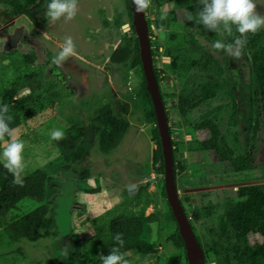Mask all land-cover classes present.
<instances>
[{
  "label": "rangeland",
  "instance_id": "obj_1",
  "mask_svg": "<svg viewBox=\"0 0 264 264\" xmlns=\"http://www.w3.org/2000/svg\"><path fill=\"white\" fill-rule=\"evenodd\" d=\"M28 1L0 0V48L10 59L9 63L0 65V92L28 75L29 71L39 77L41 87L33 93L34 102L22 114L23 120L15 128V135L25 142L27 167L23 176L40 169L49 179L51 197L46 216L52 217L55 225L51 229L53 234L37 241L23 238L14 242L0 223V264H70L68 254L75 250V240L81 252L74 264H94L93 259L84 258L87 241L95 234L92 220L99 223L120 216L142 214L146 217L151 213L160 220L154 230L158 251L149 256L134 254L128 259L129 264H186L183 252L169 239L173 230L167 219L164 175L157 172L158 166L152 162L153 151L157 148L152 134L155 125L145 118L142 72L140 67L130 66L131 60L121 65L111 61L112 53L125 44V38L133 36L131 29H124L125 25L131 27L125 0H79V11L74 20L65 23L61 19L52 25L47 23L44 14L48 0H36L26 13L17 11V4ZM190 2L152 0L153 6L146 12V17L151 26L158 20L165 22V31L152 36L155 40L153 49L159 50L154 62L172 80L161 86L175 91V100L186 87L192 92L207 81L224 84L213 98L202 101L187 117L174 114L169 122L172 139L185 165L175 180L180 198L191 216L197 212L201 214L193 224L200 238L211 242L209 228L217 225L226 200L237 196L238 188H218L188 195L185 190L264 179V169L261 165L253 173L234 172L228 162L219 161L213 150L202 148V142L212 136L208 131L194 127L207 115L219 127L220 146L231 148L235 157L245 154L244 129L250 112L247 84L251 63L243 55L239 60L227 55L218 57L212 49L213 43L200 35H196L199 42L226 68L221 75L215 66L207 71L199 64H190L191 57L199 59L201 53L189 48L185 53L172 51L183 43L187 21L184 10ZM255 3L257 11L264 15V0H255ZM164 13L166 16L162 19ZM173 14L177 17L176 22L172 20ZM190 29L194 31L193 27ZM44 32H48L47 38L42 36ZM173 34L180 37L171 41ZM68 36L76 44L77 56L57 70L52 65V58ZM219 39L224 40L225 36L220 35ZM177 56L180 58L175 66L176 73L185 75L183 79L172 77L167 66ZM233 70L237 75H233ZM227 79L235 86L233 100L229 98ZM27 94L23 92L16 97ZM126 104L128 112L124 114ZM106 105L112 106L130 125L120 146L108 154L99 149L100 124L96 121L99 110ZM260 127L254 156L263 161L264 125ZM57 129L65 133L62 140L75 142V150L65 151L59 147V141L51 139V132ZM140 183L144 185L129 192V185ZM185 196L189 199L184 200ZM38 205L37 201L27 199L11 214L18 216ZM249 239L251 244L261 241L258 235H251ZM211 264L217 263L213 260Z\"/></svg>",
  "mask_w": 264,
  "mask_h": 264
},
{
  "label": "trees",
  "instance_id": "obj_2",
  "mask_svg": "<svg viewBox=\"0 0 264 264\" xmlns=\"http://www.w3.org/2000/svg\"><path fill=\"white\" fill-rule=\"evenodd\" d=\"M36 0H29L26 4H17L15 7L19 13H26V9L33 5ZM162 2H171L179 0H160ZM129 10V20L131 22V30L133 36L125 38V44L117 48L111 55V61L115 64L121 65L130 61V66L140 67L142 72V98L143 105L146 108L145 118L148 122H152L155 127L153 131V140L157 148L153 151V164L158 166V163L163 159L161 140L159 130L156 123V114L153 108L151 96L147 91L146 79L142 70V62L140 57V46L135 28L132 24L133 13L131 8V0H125ZM198 0H191L185 8L187 21L185 22V32L182 36V42L178 48L172 51H179L180 53L187 51L188 48L194 50L196 53H201L202 57L194 59L191 57L190 64L192 66L200 65L203 70L209 71L211 66L216 67V72L220 75L225 72L226 68L221 66L219 61L202 45L196 38V35L203 36L206 40L214 43L220 40V34L214 33L210 30H204L202 25H198L195 21H189V15L196 17L197 12L200 10ZM149 11V10H148ZM172 20L177 21V17L173 14ZM148 21V32L150 37V46L153 56L159 54V50H154L153 46L155 40L153 37L156 35L151 31V21ZM159 27L161 24L164 26V20L156 22ZM194 28V31L190 29ZM151 33V34H150ZM154 35V36H153ZM239 33L233 31L232 36L223 35L225 42H232ZM153 36V37H152ZM180 36L173 34L170 36L171 41H175ZM243 58L251 63L249 72V82L247 84L248 99L250 104V112L245 122V137L247 149L244 155L235 157L233 150L227 146L221 147L219 144V136L221 132L216 121L208 118L207 115L202 117V120L196 124L195 130H205L211 134V139L202 142L204 150H213L220 162H228L234 169V172H249L253 173L254 170L259 168L255 159L256 140L260 131V125H264V29H261L256 34L248 35V42L243 50ZM180 56L173 57L169 66L172 77L180 79L185 78V75L176 73L175 66ZM12 63V62H11ZM153 69L157 78L158 86L163 99L165 108L168 115V124L172 121V116L179 115L180 117H187L190 112L196 109L204 100L213 98L218 90L224 84H211V81L201 83L197 86L198 90H192L186 87L175 100V91H170L163 88L165 82L172 81L164 70H159L153 63ZM161 72L164 75H161ZM39 77L29 71L28 75L17 79V82L11 87L4 89L0 92V104H7L9 106V115L13 117L10 122V127L17 128L22 123V114L27 110L28 106L34 102L33 93L37 88L41 87ZM211 84V87H210ZM162 85V86H161ZM226 85L229 86V98H235V86L227 79ZM23 92H28L26 96H19ZM168 97V100L167 98ZM128 112V104L124 109V114ZM27 119V117H25ZM99 122V149L102 153L108 154L117 149L122 143L126 133L129 130V122L120 115H117L112 106L106 105L99 110V115L96 118ZM171 138L172 131L169 126ZM174 176L175 180L180 171L185 168L182 157H177L179 151L174 144ZM72 144V145H71ZM60 148L65 151L75 150V142L72 140H60L58 142ZM226 149V151L224 150ZM226 152V153H224ZM157 172L164 175V167H158ZM24 177V185L13 184V176L3 167L0 161V223L11 241H18L20 239H27L29 241H37L44 236H49L54 232L51 229L54 227L55 222L52 217H47L48 203L50 201L51 193L48 190L49 179L45 172L42 170L33 171ZM260 178V177H258ZM238 194L234 198L227 199L224 211L221 214L217 225L209 228L211 234V242L200 238L197 234L196 227L193 221H198L200 215L198 212L194 216L190 215L189 210L184 205L182 199L181 203L187 216L190 218L195 235L203 249L205 263L211 264L213 260L217 264H264V184L243 186L238 188ZM163 194L166 197L165 187H163ZM37 201L39 205L21 215L14 216L15 210H19L21 203L24 200ZM188 196L184 200H188ZM168 203V202H167ZM167 219L172 224V234L169 239L173 242L174 246L181 250L186 259L185 246L178 231L176 219L168 204ZM159 218L155 213H151L146 217L142 214L138 216H120L115 217L107 222L91 221L94 226L95 234L87 241L84 248V258L93 259L94 264H102L101 255H107L113 247H119L115 242L114 236L116 233L122 234L124 245L120 248V252L125 255L128 260L132 255L139 254L142 256H149L157 253L158 243L154 241V230L159 226ZM251 235H258L261 241L251 244L249 237ZM235 239V241H234ZM75 247L74 251L69 252L68 259L70 264L75 263L77 255L81 252V247L78 241H73ZM214 256V258H213Z\"/></svg>",
  "mask_w": 264,
  "mask_h": 264
},
{
  "label": "clouds",
  "instance_id": "obj_3",
  "mask_svg": "<svg viewBox=\"0 0 264 264\" xmlns=\"http://www.w3.org/2000/svg\"><path fill=\"white\" fill-rule=\"evenodd\" d=\"M200 10L196 17L189 15V21H195L196 24L202 25L204 30H210L220 35L232 36L233 31L239 33L232 42L216 40L212 44L214 53L220 57L227 55L228 57L239 60L243 54V50L248 42L249 34H256L264 29V15L257 11L255 0H198ZM137 13H146L152 8V0H132ZM79 11V0H48L46 10L44 12L46 21L49 25L63 19L65 23L74 20ZM166 13L162 15L165 18ZM151 31L160 35L165 31L161 24L151 26ZM45 38L48 32L42 33ZM76 44L72 37H65L63 42L59 44V51L52 58V65L55 69L63 68L64 63L70 58H76ZM233 75H237L233 70ZM9 106L0 104V161L3 167L13 176V184L23 186V173L27 167L25 160V142L15 135V129L10 127L13 117L8 114ZM65 138L62 130H53L51 139L60 141ZM115 242L119 247H113L107 255H101L102 264H129L125 255L120 252V248L124 245L122 234L116 233ZM67 254V249L64 250Z\"/></svg>",
  "mask_w": 264,
  "mask_h": 264
},
{
  "label": "water",
  "instance_id": "obj_4",
  "mask_svg": "<svg viewBox=\"0 0 264 264\" xmlns=\"http://www.w3.org/2000/svg\"><path fill=\"white\" fill-rule=\"evenodd\" d=\"M131 8L133 13L132 24L135 28L140 46V57L142 62V70L147 82L146 88L151 96L153 108L156 114V123L159 130L161 140L163 159L158 163V167H164V187L166 191L167 202L172 210L178 225L179 234L185 246V253L188 264H206L203 249L195 235L190 218L187 216L184 207L180 200V193L177 189V184L174 176V155L172 138L169 130L168 115L163 104V99L158 86L157 78L153 69V56L150 46V37L148 32V21L146 13H137L131 0ZM158 7H156V11ZM155 13V11H154ZM125 30H130V25L124 26ZM6 57L0 55V61ZM264 184V179L235 182L230 184L212 186V187H198L185 190V194L193 192H202L212 189L222 188H239L243 186ZM144 183L129 185V192L133 193L137 188L142 187Z\"/></svg>",
  "mask_w": 264,
  "mask_h": 264
},
{
  "label": "flooded vegetation",
  "instance_id": "obj_5",
  "mask_svg": "<svg viewBox=\"0 0 264 264\" xmlns=\"http://www.w3.org/2000/svg\"><path fill=\"white\" fill-rule=\"evenodd\" d=\"M1 46V45H0ZM4 45H2L3 47ZM5 50L0 48V55L2 56H5L6 58L3 60V61H0V65H4L5 62L9 63L10 62V59H9V56L4 52ZM166 111H168V108H166ZM177 157L180 158L181 157V152L180 151H177Z\"/></svg>",
  "mask_w": 264,
  "mask_h": 264
},
{
  "label": "crops",
  "instance_id": "obj_6",
  "mask_svg": "<svg viewBox=\"0 0 264 264\" xmlns=\"http://www.w3.org/2000/svg\"><path fill=\"white\" fill-rule=\"evenodd\" d=\"M261 157V156H260ZM259 164H261L263 166V169H264V159L263 161L261 160V158L257 157V160H256ZM262 174V173H260ZM263 175H264V170H263Z\"/></svg>",
  "mask_w": 264,
  "mask_h": 264
}]
</instances>
